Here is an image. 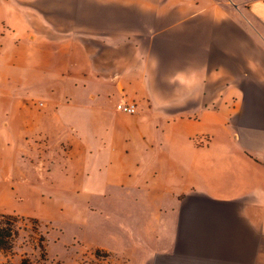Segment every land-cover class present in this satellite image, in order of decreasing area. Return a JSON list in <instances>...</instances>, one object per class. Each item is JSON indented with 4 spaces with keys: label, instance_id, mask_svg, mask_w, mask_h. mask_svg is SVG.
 <instances>
[{
    "label": "crops",
    "instance_id": "obj_1",
    "mask_svg": "<svg viewBox=\"0 0 264 264\" xmlns=\"http://www.w3.org/2000/svg\"><path fill=\"white\" fill-rule=\"evenodd\" d=\"M43 191L123 264H264V0H0V213Z\"/></svg>",
    "mask_w": 264,
    "mask_h": 264
},
{
    "label": "rangeland",
    "instance_id": "obj_2",
    "mask_svg": "<svg viewBox=\"0 0 264 264\" xmlns=\"http://www.w3.org/2000/svg\"><path fill=\"white\" fill-rule=\"evenodd\" d=\"M51 81L56 86H60L58 79H51ZM45 86L46 84L43 83L36 85L37 90L33 97L35 109L39 112H47L51 109L49 95L43 94ZM58 108H60L59 105ZM39 116L40 114L36 112V118ZM43 192L45 197L50 194L52 196L51 200L45 198L44 206L48 217L37 219L16 214L37 221L16 224V227L20 229L14 243L16 255L11 256L9 260L16 264L21 257H29L34 264H123L119 259L96 255L95 250L83 242L81 225L73 222L82 217L80 206L62 205L58 203L53 192Z\"/></svg>",
    "mask_w": 264,
    "mask_h": 264
},
{
    "label": "trees",
    "instance_id": "obj_3",
    "mask_svg": "<svg viewBox=\"0 0 264 264\" xmlns=\"http://www.w3.org/2000/svg\"><path fill=\"white\" fill-rule=\"evenodd\" d=\"M37 221L16 214H0V264H16L9 260L11 256L16 255L14 251L15 241L19 235L18 222ZM96 255H103L107 258H116L113 254L104 251L95 250ZM18 264H34L29 257H21Z\"/></svg>",
    "mask_w": 264,
    "mask_h": 264
},
{
    "label": "built area",
    "instance_id": "obj_4",
    "mask_svg": "<svg viewBox=\"0 0 264 264\" xmlns=\"http://www.w3.org/2000/svg\"><path fill=\"white\" fill-rule=\"evenodd\" d=\"M116 109L119 112L125 113V114H135L136 113V105L134 103H128V104H123V103H119L116 106Z\"/></svg>",
    "mask_w": 264,
    "mask_h": 264
}]
</instances>
